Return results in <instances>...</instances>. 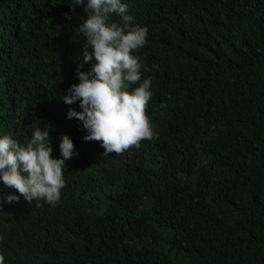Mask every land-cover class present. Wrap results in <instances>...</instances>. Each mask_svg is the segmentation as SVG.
Segmentation results:
<instances>
[{
	"label": "trees",
	"instance_id": "1",
	"mask_svg": "<svg viewBox=\"0 0 264 264\" xmlns=\"http://www.w3.org/2000/svg\"><path fill=\"white\" fill-rule=\"evenodd\" d=\"M123 2L154 139L103 157L62 101L91 68L84 6L0 0V133L48 126L54 158L61 135L78 153L55 205L0 207L5 264H264V0Z\"/></svg>",
	"mask_w": 264,
	"mask_h": 264
},
{
	"label": "clouds",
	"instance_id": "2",
	"mask_svg": "<svg viewBox=\"0 0 264 264\" xmlns=\"http://www.w3.org/2000/svg\"><path fill=\"white\" fill-rule=\"evenodd\" d=\"M74 5L84 6L85 12L78 26L87 44L80 68L89 63L91 68L78 69L79 82L62 96L66 105L78 103L79 107H69L66 118L81 123L84 141L100 142L103 157L154 139L146 115L152 81L142 79L139 57L134 54L146 44L147 28L134 23L123 0H73L70 7ZM113 16H118L119 22H113ZM59 151L61 158H54L48 126L35 127L26 144L0 133V183L19 193L0 195V207L18 202L20 197L49 205L59 202L65 186V162L78 155L67 135L60 136ZM0 264H5L3 254Z\"/></svg>",
	"mask_w": 264,
	"mask_h": 264
}]
</instances>
